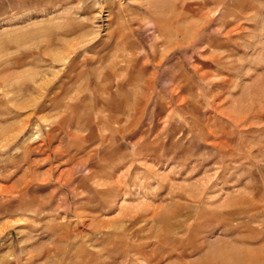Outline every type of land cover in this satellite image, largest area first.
Listing matches in <instances>:
<instances>
[{"label": "rangeland", "instance_id": "rangeland-1", "mask_svg": "<svg viewBox=\"0 0 264 264\" xmlns=\"http://www.w3.org/2000/svg\"><path fill=\"white\" fill-rule=\"evenodd\" d=\"M0 264H264V0H0Z\"/></svg>", "mask_w": 264, "mask_h": 264}]
</instances>
